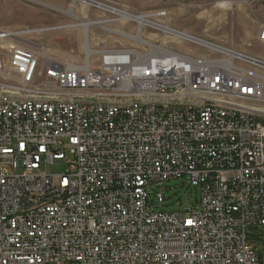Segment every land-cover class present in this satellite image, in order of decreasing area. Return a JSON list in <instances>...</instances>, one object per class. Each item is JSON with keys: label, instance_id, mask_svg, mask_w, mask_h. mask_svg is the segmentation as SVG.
I'll return each mask as SVG.
<instances>
[{"label": "built area", "instance_id": "obj_1", "mask_svg": "<svg viewBox=\"0 0 264 264\" xmlns=\"http://www.w3.org/2000/svg\"><path fill=\"white\" fill-rule=\"evenodd\" d=\"M142 16L83 63L0 32V264H264V77L144 38L178 31ZM179 177L198 205L150 211Z\"/></svg>", "mask_w": 264, "mask_h": 264}, {"label": "rangeland", "instance_id": "obj_2", "mask_svg": "<svg viewBox=\"0 0 264 264\" xmlns=\"http://www.w3.org/2000/svg\"><path fill=\"white\" fill-rule=\"evenodd\" d=\"M96 5L142 18V15L166 11L167 19H151L214 45L219 48L218 51L224 48L264 62V44L254 36V24L257 29L263 21L264 0H78L76 3L73 0H0V32H16L13 42L32 48L44 47L50 56L61 61L83 63L86 38L91 46L94 39L105 41L108 46H118L126 40L114 32L133 34L139 25L132 20L120 22L117 20L119 14L97 8ZM67 10H71L72 16L65 13ZM79 18L93 23L87 28L86 36L82 26H72L79 23ZM142 28V37L158 41L162 45L177 46L193 55L227 56L216 52L215 48L202 46L204 44L197 40L194 43L163 31H155L149 26ZM8 42L7 39L0 38V46L6 48ZM128 42L131 43L129 40ZM5 48L3 52L7 53ZM236 62L264 77V66L238 59ZM43 80L36 79L37 82ZM261 81L264 84V80ZM7 82L14 83V86L19 84L18 79L12 77ZM258 105L264 106V102ZM63 169L64 162L61 160L43 167L50 174L61 173ZM157 191L165 196L164 202L151 207L150 211H186L198 205L200 199V191L191 186L186 177L166 181ZM253 235L264 242V229Z\"/></svg>", "mask_w": 264, "mask_h": 264}, {"label": "bare ground", "instance_id": "obj_3", "mask_svg": "<svg viewBox=\"0 0 264 264\" xmlns=\"http://www.w3.org/2000/svg\"><path fill=\"white\" fill-rule=\"evenodd\" d=\"M86 1V0H85ZM76 2H78V0H73V3H76ZM87 4H91L92 5V3L91 2H87ZM96 6H98L97 8H101V9H104V10H108L109 12L111 11V13H114V14H119L122 18H129V19H133V21H135V22H137V23H139L140 25H143L144 23H146V21H144L143 20V18L141 17V16H135V15H132V14H127V13H122V12H120V11H117V10H115V9H112V8H108V7H106V6H99V5H96ZM71 11V10H70ZM70 11H65V13L66 14H68V15H71L72 16V14H71V12ZM79 23L78 24H76V25H72V26H82L83 27V30H84V34H85V36H86V32H87V28L89 27V26H91L93 23L92 22H89V21H87V20H84V19H82V18H79ZM94 23H96V22H94ZM149 24H151L150 22H148ZM148 23H146V24H148ZM145 25V24H144ZM94 26V25H93ZM159 28H161L162 30H165V31H169V32H172V30L171 29H169V28H167V27H159ZM173 35H176V36H178V37H181V38H185V39H189V40H197L196 38H193V37H191L190 35H187V34H183V33H179V32H173ZM191 37V38H190ZM192 41V42H193ZM198 42H200V43H202V44H204V45H207V46H209V47H212V48H215L216 50L217 49H219L218 47H214V45H211V44H209V43H206L205 41H203V40H197ZM220 52H222V53H224L225 55H227V56H229L230 58L229 59H232V58H235V59H238V60H242V61H245V62H248V63H250V64H255V65H258V66H261V67H263L262 65H260V64H258V63H255L254 61H252L251 59H249L248 57H245V56H242V55H240V54H238V53H234V52H232V51H230V50H227V49H224V48H220ZM217 52V51H216Z\"/></svg>", "mask_w": 264, "mask_h": 264}, {"label": "trees", "instance_id": "obj_4", "mask_svg": "<svg viewBox=\"0 0 264 264\" xmlns=\"http://www.w3.org/2000/svg\"><path fill=\"white\" fill-rule=\"evenodd\" d=\"M260 230H255V232H259ZM255 232H252L251 234L253 235V233H255ZM262 244H263L262 239L257 238V239H255V241H253V245L256 247H260V246H262Z\"/></svg>", "mask_w": 264, "mask_h": 264}, {"label": "crops", "instance_id": "obj_5", "mask_svg": "<svg viewBox=\"0 0 264 264\" xmlns=\"http://www.w3.org/2000/svg\"><path fill=\"white\" fill-rule=\"evenodd\" d=\"M121 24H125V23H121ZM258 30H259V27L256 29V24H254V32H255V35L254 36H255V38H257Z\"/></svg>", "mask_w": 264, "mask_h": 264}, {"label": "water", "instance_id": "obj_6", "mask_svg": "<svg viewBox=\"0 0 264 264\" xmlns=\"http://www.w3.org/2000/svg\"><path fill=\"white\" fill-rule=\"evenodd\" d=\"M249 59H251L252 61H254V62H256V63H258V64H260V65H264V62H262V61H260V60L253 59V58H250V57H249Z\"/></svg>", "mask_w": 264, "mask_h": 264}]
</instances>
